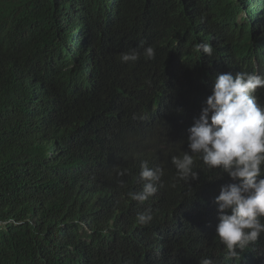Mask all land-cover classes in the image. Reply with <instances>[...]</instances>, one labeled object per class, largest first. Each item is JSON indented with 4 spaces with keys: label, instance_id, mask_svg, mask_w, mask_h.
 Wrapping results in <instances>:
<instances>
[{
    "label": "trees",
    "instance_id": "trees-1",
    "mask_svg": "<svg viewBox=\"0 0 264 264\" xmlns=\"http://www.w3.org/2000/svg\"><path fill=\"white\" fill-rule=\"evenodd\" d=\"M219 69L264 76V0H0V264H264V234L236 257L215 236L235 181L172 164ZM145 160L165 174L141 203Z\"/></svg>",
    "mask_w": 264,
    "mask_h": 264
},
{
    "label": "clouds",
    "instance_id": "clouds-1",
    "mask_svg": "<svg viewBox=\"0 0 264 264\" xmlns=\"http://www.w3.org/2000/svg\"><path fill=\"white\" fill-rule=\"evenodd\" d=\"M196 49L209 57L213 55L210 43H197ZM141 55L153 59L155 50L147 47L141 54L133 49L122 53L120 60L135 63ZM223 70L215 71L203 84L207 95L199 117L187 129L188 150L181 156H173L172 164L177 179L184 184L198 179L197 159L207 169H219L235 181L220 186L214 203L218 219L215 236L226 247V255L236 257L264 234L261 220L264 178L258 179L264 173V105L255 95L258 88H264V76L249 72L221 73ZM126 173L127 169L117 171L118 176ZM164 174L162 167L150 168L148 161H142L139 179L143 187L140 192L131 193V198L142 203L153 197ZM151 219L150 210L137 215L140 224H147ZM199 264H213V261L204 258ZM258 264H261L259 259Z\"/></svg>",
    "mask_w": 264,
    "mask_h": 264
}]
</instances>
